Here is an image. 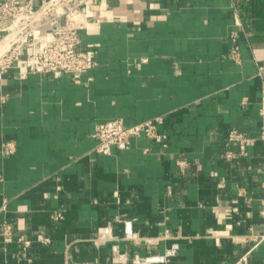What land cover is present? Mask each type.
Listing matches in <instances>:
<instances>
[{
    "label": "crops",
    "instance_id": "0c3cea01",
    "mask_svg": "<svg viewBox=\"0 0 264 264\" xmlns=\"http://www.w3.org/2000/svg\"><path fill=\"white\" fill-rule=\"evenodd\" d=\"M89 11L82 45L100 44L98 64L81 81L17 67L0 78V233L14 227L0 264H264V141L224 157L239 150L230 130L263 125L264 0ZM157 116L161 141L97 151L100 122Z\"/></svg>",
    "mask_w": 264,
    "mask_h": 264
},
{
    "label": "built area",
    "instance_id": "2783aa9c",
    "mask_svg": "<svg viewBox=\"0 0 264 264\" xmlns=\"http://www.w3.org/2000/svg\"><path fill=\"white\" fill-rule=\"evenodd\" d=\"M92 0H0V78L10 68L17 67L19 76L24 78L30 72L52 73L59 76L71 74L76 81L98 64L99 43L82 45L80 31L86 28L90 17L89 7ZM235 37V35H234ZM232 57L241 61L239 46L232 49ZM264 68H260L263 73ZM91 78V77H89ZM161 116L127 125L121 118L100 122L96 126L98 139L97 151L111 154L113 147L127 148L132 138L145 134L158 141L162 140L158 132ZM228 139L237 142V152L228 151L227 159L247 154L249 146L258 139L264 141V121L259 136H251L238 129L230 130ZM17 145L13 141L3 144L5 155L14 154ZM184 170L189 165L186 159L178 160ZM264 214V200H263ZM52 217L56 221L64 218L63 211H55ZM14 227L9 222L1 225L0 244L10 241ZM27 247L31 240L21 238ZM48 241V239L43 240Z\"/></svg>",
    "mask_w": 264,
    "mask_h": 264
},
{
    "label": "bare ground",
    "instance_id": "6f19581e",
    "mask_svg": "<svg viewBox=\"0 0 264 264\" xmlns=\"http://www.w3.org/2000/svg\"><path fill=\"white\" fill-rule=\"evenodd\" d=\"M3 44H4V43H3ZM3 44H1V45H0V47H2V46H3Z\"/></svg>",
    "mask_w": 264,
    "mask_h": 264
}]
</instances>
